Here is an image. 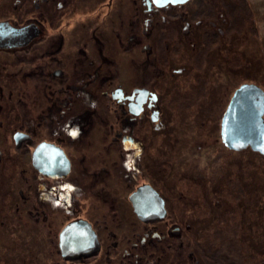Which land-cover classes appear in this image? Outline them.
<instances>
[{"label": "flooded vegetation", "instance_id": "af4514ba", "mask_svg": "<svg viewBox=\"0 0 264 264\" xmlns=\"http://www.w3.org/2000/svg\"><path fill=\"white\" fill-rule=\"evenodd\" d=\"M247 3L0 0V264H237L242 220L221 230L230 247L218 251L159 148L181 139L170 110L199 61L219 99L241 75L228 106L254 83L249 30L264 10ZM223 116L217 143L256 159H246L254 187L264 154L227 146ZM255 213L245 228L262 237L264 207Z\"/></svg>", "mask_w": 264, "mask_h": 264}, {"label": "rangeland", "instance_id": "374dc122", "mask_svg": "<svg viewBox=\"0 0 264 264\" xmlns=\"http://www.w3.org/2000/svg\"><path fill=\"white\" fill-rule=\"evenodd\" d=\"M241 1L247 3V1L251 0ZM252 1L253 3L251 4L254 11L264 10V0ZM257 17V23H254L253 28L249 30V42L252 47V49H249V53L253 59V79L251 78V80L264 90V17L262 19L260 15ZM49 31L53 32L51 28ZM198 64L197 70L190 71L188 83L184 86L183 91L187 92V96L174 99L177 102L180 100L184 101L178 103L177 110H170L177 114V119L175 121L172 120L171 123L174 137L181 136V139H171L169 141L170 145L173 146L171 151L164 144L163 148L159 149H165L166 153L171 155L166 160V165L172 166L171 172L182 174L179 186L182 188L184 186V191L187 193L190 203L195 204L191 206V210L200 216L196 220L200 221V223L206 220L201 226H206L203 232L206 237L213 240L212 245H215L221 253L226 254V250L229 251L228 246L230 247L229 236L227 234L223 236L221 230L229 229L231 223L236 224V220L239 221L241 219L244 227L242 229L237 227L236 233L233 235L237 239L236 252L239 258H237V261L245 263L246 260H249L251 264H264V236L260 237L261 234L256 233H253L254 235L252 236V232L245 228L246 217L250 215V218L255 220V212H260L261 206L264 207V178L259 184L256 182L257 184L254 187L249 185L247 183L249 176L247 175L248 171H246V159L247 157L253 158L254 161L256 159L246 153L235 155L232 151L225 149L222 144L217 143L220 128L219 122L232 95L229 91L232 87H229V85L234 80L236 82L239 80L238 83H240L242 81L240 79L241 75L238 74L237 77L231 79V81L223 82V84L220 82L219 99L217 94L210 92L209 89L210 83L216 80V76L211 75V72L208 71L203 87L204 79L199 70L204 71V65H201L200 61ZM212 88L213 84L211 85V90ZM177 120L178 123L175 124ZM157 133V138L161 139L162 133ZM190 139H193V142ZM169 143L166 142L168 145ZM200 143L204 144V146L201 147ZM160 158L165 159V157ZM233 163H238L239 168L232 170ZM173 167L177 168L179 172ZM235 172L237 173L236 175ZM11 182H14L13 179H11ZM11 187H13L12 183ZM235 191L236 195H234ZM209 198L219 202L218 206L221 209L217 208L220 211L215 210L214 206L208 204L211 203L208 200ZM232 199H236V202L239 199H248L246 204L249 202L253 204L252 208L255 207L254 213L250 209L247 212L246 207L244 208V205L240 202L234 208L231 205ZM202 204H205V208H202ZM218 215L219 217L216 220ZM252 219L250 222H252ZM253 229L255 230L256 226L252 228V231ZM246 231H248V235H245L247 234ZM257 231L264 234V230L259 227ZM244 236L247 238H243ZM248 242L250 249L246 247ZM229 257V261H232V256ZM249 257H252V259H249ZM233 261H236V259ZM237 261L236 263L240 264Z\"/></svg>", "mask_w": 264, "mask_h": 264}, {"label": "water", "instance_id": "95a60500", "mask_svg": "<svg viewBox=\"0 0 264 264\" xmlns=\"http://www.w3.org/2000/svg\"><path fill=\"white\" fill-rule=\"evenodd\" d=\"M186 1L156 0L159 4ZM222 136L231 148L240 150L251 146L264 154V90L261 87L252 83L243 84L237 89L223 116Z\"/></svg>", "mask_w": 264, "mask_h": 264}, {"label": "snow or ice", "instance_id": "6c2138e0", "mask_svg": "<svg viewBox=\"0 0 264 264\" xmlns=\"http://www.w3.org/2000/svg\"><path fill=\"white\" fill-rule=\"evenodd\" d=\"M181 2H182V0H181Z\"/></svg>", "mask_w": 264, "mask_h": 264}]
</instances>
